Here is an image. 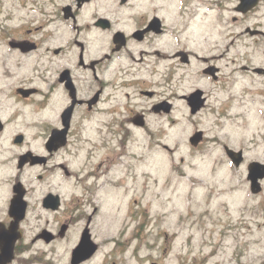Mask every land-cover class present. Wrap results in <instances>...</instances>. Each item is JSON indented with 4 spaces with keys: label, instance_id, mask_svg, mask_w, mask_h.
I'll return each mask as SVG.
<instances>
[{
    "label": "flooded vegetation",
    "instance_id": "obj_1",
    "mask_svg": "<svg viewBox=\"0 0 264 264\" xmlns=\"http://www.w3.org/2000/svg\"><path fill=\"white\" fill-rule=\"evenodd\" d=\"M228 27L264 50V0H0V264H206L94 203L139 161L127 142L204 112Z\"/></svg>",
    "mask_w": 264,
    "mask_h": 264
},
{
    "label": "rangeland",
    "instance_id": "obj_2",
    "mask_svg": "<svg viewBox=\"0 0 264 264\" xmlns=\"http://www.w3.org/2000/svg\"><path fill=\"white\" fill-rule=\"evenodd\" d=\"M239 35L228 27L218 47L203 52L219 57L226 74L217 84H205L210 100L204 112L181 111L178 126L162 132V147L158 138L155 144L127 142L130 156L140 161H127L129 174L109 176L111 183L94 203L101 220L121 221L128 202L136 216L147 210L153 234L169 237L170 258L204 259L206 264H260L264 259V182L262 192L253 195L247 181L248 164L264 163V76L242 70L263 68L264 50ZM197 131L206 139L194 149L189 139ZM90 134L85 131L84 138ZM113 138L118 136L113 133ZM224 146L244 151L242 167L233 166ZM236 256L242 258L235 261Z\"/></svg>",
    "mask_w": 264,
    "mask_h": 264
},
{
    "label": "water",
    "instance_id": "obj_3",
    "mask_svg": "<svg viewBox=\"0 0 264 264\" xmlns=\"http://www.w3.org/2000/svg\"><path fill=\"white\" fill-rule=\"evenodd\" d=\"M261 72V71H259ZM201 133H197L194 138L191 139V142H197L200 140ZM227 155L232 160V162L235 164L236 167H238L242 163V152L235 153L232 150L226 149ZM264 178V164L262 163H251L249 165V180L252 183V190L255 193L260 192L261 187L259 180Z\"/></svg>",
    "mask_w": 264,
    "mask_h": 264
}]
</instances>
